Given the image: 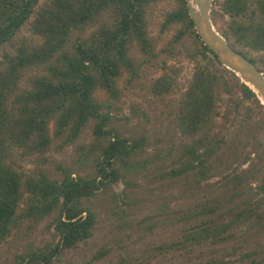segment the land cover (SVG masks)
<instances>
[{"label": "trees", "instance_id": "1", "mask_svg": "<svg viewBox=\"0 0 264 264\" xmlns=\"http://www.w3.org/2000/svg\"><path fill=\"white\" fill-rule=\"evenodd\" d=\"M158 1L47 0L36 11L39 0H0V49L32 16L35 17L30 20V31L40 38L36 45L18 47L15 54L3 52L0 62V243L25 224L31 229L44 219L50 234L40 244H29L26 251L16 255L14 264H54L67 249L87 242L98 223L92 197L119 181L125 189L134 185L129 175L157 170V162L168 156L160 149L143 155L147 137L124 136L109 109L113 107L112 100L122 94L119 80L124 70L133 73L143 64L135 63L134 54L138 51L147 57L157 56V43L149 34L148 9ZM173 1L174 6L160 24L161 32L175 27L163 49L171 52L190 38L193 50L188 55L198 60L175 110L179 130L192 139L182 146L179 165L162 171L160 176L176 177L192 170L198 184L214 174L210 158L223 141V137L214 134L219 93H231L233 87L263 117L264 105L202 42L186 0ZM212 4L213 23L225 21L219 28L221 34L260 67L258 62L263 61L248 54L264 52V0H213ZM87 26L94 29L87 32ZM173 85L174 79L165 73L148 88L155 95H164L171 92ZM100 92L105 99H100ZM247 111L250 116L249 107ZM87 127L92 139L79 145L78 152H82V161L91 156L89 172L83 174L76 167L56 164L54 175L41 167L26 172L16 165L14 151L47 162L49 152L75 144ZM242 153L233 152L232 159L240 158ZM235 178L238 188L232 197L245 196L235 203V214L229 220L202 219L216 205L211 209L203 204L197 210H171L162 201L153 215L159 216L155 225L181 224L185 240L158 248L185 246L186 240L193 245L222 243L235 237L232 228L246 225L252 218L264 224V210L258 212L264 205V176L252 190L248 182L253 178L251 171L245 170ZM250 192L259 196L249 199ZM256 213L259 214L255 217ZM190 220L194 223L186 226ZM150 228L153 230L151 225ZM235 247L228 252L234 253ZM261 250L263 254L258 256ZM106 251H98L93 258L104 256ZM260 251L244 254L246 258L255 256L248 264H264V244ZM223 258H215L209 264H234ZM84 264L95 263L92 259Z\"/></svg>", "mask_w": 264, "mask_h": 264}, {"label": "rangeland", "instance_id": "2", "mask_svg": "<svg viewBox=\"0 0 264 264\" xmlns=\"http://www.w3.org/2000/svg\"><path fill=\"white\" fill-rule=\"evenodd\" d=\"M46 2L47 0H39L36 11ZM173 6V0H159L149 6V34L157 43V56L147 57L138 51L134 54L135 63L143 64L136 67V72L133 73L124 70L119 80L122 94L112 100L113 107L109 108L115 115L114 124L124 136L147 137L143 155L153 154L157 149L169 154L164 161L157 162L158 171L152 168L137 175H129L128 178L134 181V185L125 189L124 183L119 181L110 189L98 191L92 197L98 214L94 235L87 242L67 249L54 264H84L92 259L95 264H209L221 256L230 263L248 264L254 255L246 258L244 254L260 251L264 244V224L257 223L256 218H252L246 225L239 224L231 229L235 237L230 241L214 244L207 241L193 245L186 240L183 242L185 246L180 244L168 250L158 248L165 243L185 240L182 238L185 230L181 224L155 225L159 216L153 215L157 214V206L162 201L171 210L194 207L197 210L203 204L210 205L207 208L211 209L216 205L202 219L212 217L217 221L229 220L235 214V203H239L245 196L242 194L232 197L234 190L238 188L235 176L245 170L251 171L253 178L248 179L251 190L255 189L264 176V117L257 107L244 100L241 93L233 87L231 93L221 91L216 100L214 134L223 137V141L210 158L214 174L198 184L192 170L176 177L160 176L162 171L179 165L177 159L181 156L182 146L192 139L179 130L175 110L198 59L188 55L193 50L190 38L185 39L184 46L173 48L172 53L163 49L167 48L175 27L171 26L161 32L160 24ZM30 20L20 28L11 42L0 49V62L4 59L5 51L15 54L18 47L40 43V38L30 31ZM224 22L222 19L214 24L219 32ZM93 29L94 26L86 27L87 32ZM248 55L263 61L258 64L264 72V52L251 51ZM165 73L174 79L171 92L164 95L150 92V83ZM99 97L105 99V94L100 92ZM247 107L250 109V116ZM91 139V130L87 127L75 144L59 152H49L47 162H42L35 155L23 156L21 151H14L13 157L16 165L26 172H35L41 167L55 175L56 164H62L76 167L85 174L90 171L91 156L87 161H82L83 155L78 152V146L88 144ZM235 151L243 153L240 158L233 160L232 154ZM253 195L250 192L248 198L254 197ZM263 210L262 204L258 212ZM257 214L259 213L255 217ZM262 220L264 222V218ZM46 223L47 219H44L31 229L25 224L0 243V264H14L16 255L26 251L29 244H40L49 239ZM192 223L193 220H190L186 226ZM150 225L153 230H150ZM234 246L235 252L229 253ZM102 249L107 250V253L94 259V254ZM262 254L261 250L258 256Z\"/></svg>", "mask_w": 264, "mask_h": 264}, {"label": "water", "instance_id": "3", "mask_svg": "<svg viewBox=\"0 0 264 264\" xmlns=\"http://www.w3.org/2000/svg\"><path fill=\"white\" fill-rule=\"evenodd\" d=\"M194 29L218 61L248 85L264 105V72L243 53L236 50L217 30L211 19L213 0H186Z\"/></svg>", "mask_w": 264, "mask_h": 264}, {"label": "bare ground", "instance_id": "4", "mask_svg": "<svg viewBox=\"0 0 264 264\" xmlns=\"http://www.w3.org/2000/svg\"><path fill=\"white\" fill-rule=\"evenodd\" d=\"M192 3V0H189Z\"/></svg>", "mask_w": 264, "mask_h": 264}]
</instances>
